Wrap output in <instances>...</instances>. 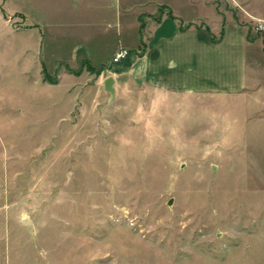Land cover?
Listing matches in <instances>:
<instances>
[{"label":"rangeland","instance_id":"1","mask_svg":"<svg viewBox=\"0 0 264 264\" xmlns=\"http://www.w3.org/2000/svg\"><path fill=\"white\" fill-rule=\"evenodd\" d=\"M31 3L0 0V264H264V188L244 122H206L188 97L178 122L139 94L107 104L117 42L92 49L94 67L70 55L74 38L48 52L15 12ZM213 4L264 45V0Z\"/></svg>","mask_w":264,"mask_h":264},{"label":"crops","instance_id":"2","mask_svg":"<svg viewBox=\"0 0 264 264\" xmlns=\"http://www.w3.org/2000/svg\"><path fill=\"white\" fill-rule=\"evenodd\" d=\"M188 1L195 9L191 15L178 14L171 5L152 0H60L55 4L30 0L31 11L17 5L15 12L26 18L33 33H38L39 40L34 38L39 47L48 50L68 37L74 38L70 55L82 51V61L93 67V48L100 50L114 41L117 48L113 55L120 48L129 50V65L117 66L112 76V99L104 90L106 78L102 82L107 104L121 101V97L134 102L139 94L144 104H167L178 122L182 100L188 97L195 107L188 104L187 109L200 110L206 105V122H244L245 157L253 159L251 172L264 188V45L248 38L247 25L215 11L213 0ZM198 5L210 7L220 23L216 27L207 23L196 11ZM157 6L166 7L159 20ZM168 11L174 18L167 15ZM139 16L144 23L141 33Z\"/></svg>","mask_w":264,"mask_h":264},{"label":"built area","instance_id":"3","mask_svg":"<svg viewBox=\"0 0 264 264\" xmlns=\"http://www.w3.org/2000/svg\"><path fill=\"white\" fill-rule=\"evenodd\" d=\"M255 29L256 30L264 29V24L262 23L257 24ZM129 55H130L129 50L120 48L114 53L111 63L121 64L122 62L126 61L129 58Z\"/></svg>","mask_w":264,"mask_h":264},{"label":"trees","instance_id":"4","mask_svg":"<svg viewBox=\"0 0 264 264\" xmlns=\"http://www.w3.org/2000/svg\"><path fill=\"white\" fill-rule=\"evenodd\" d=\"M165 9H166L165 6H161V7H159V9H158L159 16L156 18V20H159V19H160L161 15H162V13H163V11H164ZM167 15H168L169 17H171V18H174L173 15H172V12H171V11H168ZM139 20H140L139 32L141 33V32H142V29L144 28V23H143V21H142V20H143V16H139ZM248 38L251 39L250 34L248 35ZM215 40H217V39H215ZM86 63H88V62H86ZM88 64H89V63H88ZM89 65H90V64H89ZM120 65L128 66V65H129V58H128L126 61L122 62Z\"/></svg>","mask_w":264,"mask_h":264},{"label":"water","instance_id":"5","mask_svg":"<svg viewBox=\"0 0 264 264\" xmlns=\"http://www.w3.org/2000/svg\"><path fill=\"white\" fill-rule=\"evenodd\" d=\"M103 86H104V90H105L108 94H110V97H111V99H112L113 96H114V92H115V90H114V78H113L112 76H108V77L104 80V84H103ZM169 204H170V202H169Z\"/></svg>","mask_w":264,"mask_h":264}]
</instances>
